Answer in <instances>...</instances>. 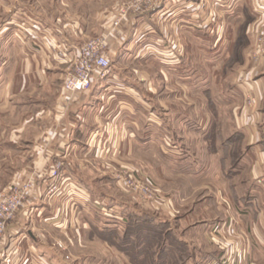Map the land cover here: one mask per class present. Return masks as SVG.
Instances as JSON below:
<instances>
[{
  "label": "crops",
  "instance_id": "0c3cea01",
  "mask_svg": "<svg viewBox=\"0 0 264 264\" xmlns=\"http://www.w3.org/2000/svg\"><path fill=\"white\" fill-rule=\"evenodd\" d=\"M162 1L163 5L149 12L147 35L160 31L165 37L163 83L166 98L158 99L153 89L150 94L154 97L155 108L163 106L170 131L183 133L191 109L188 77L191 55L196 51L199 54L211 52L221 45H228L227 51L232 53V17L254 20L256 28L263 32L264 0ZM80 2L0 0V199L13 185L27 181L32 184L24 206L6 228L0 243V264H57L51 248L56 232L76 239L83 230L87 233L86 244L114 249L108 239L94 237L96 230H108L90 224L85 216L91 215L93 201L104 198L96 197L93 189L98 181L95 177L100 175L102 179L101 176L109 173L105 150L130 148L135 139L139 140L137 110L141 98L131 90L135 79L130 76L135 74L138 62L125 63L122 59L130 57V53L137 58L152 45L147 42L142 45L138 29L132 31L136 23L134 17L128 16L119 26H113L116 15L113 8L99 9L106 14L91 17L78 11ZM95 33L106 38L104 52L111 61L106 81L99 83L95 77L90 88L83 92L72 95L60 92L57 85L73 71L68 72L67 58L75 55ZM205 37H211L214 45H205ZM60 51L64 56H58ZM118 55L121 60L112 61ZM244 84L245 101L248 97L253 101L251 105L246 104V108H254L253 98H256V87L260 83ZM51 90L53 95L46 101L45 93ZM204 93L208 106L215 111L210 91ZM152 116L158 121L163 115L156 111ZM173 122L177 123L175 127ZM215 129L221 132L219 126ZM212 148L213 152L217 151ZM86 161H93L94 165L86 164L85 168ZM56 162L61 163V172L66 173L58 193L62 195L47 201L41 180L34 172H46ZM92 175L97 181L90 183ZM228 185L231 188L232 176ZM171 191L175 192L173 187ZM216 193L220 195L219 191ZM168 197L165 206L170 215L176 208L186 205L187 197L180 192ZM249 201L251 203V199ZM219 204L213 206V211H221ZM202 206L200 211L212 212L211 208ZM211 218L215 219L216 215ZM189 219L184 214L179 219L182 224L164 225L165 238L173 234L193 248L194 253L187 257L192 264L209 262L228 250L238 259L237 253L243 249L248 261L264 260V256L250 253V247L264 246L261 233L264 224H251L252 232L245 237L240 224H189ZM124 243L122 241L118 247L121 253L118 259L128 264L140 261L144 252L141 245L135 242L129 250ZM172 246L164 241L163 250L169 252ZM216 248L221 249L220 253ZM149 249L147 261L152 263L157 256L156 246L151 247L149 243ZM68 255L71 262L72 257L77 260L76 256ZM92 259L103 263L102 254H92Z\"/></svg>",
  "mask_w": 264,
  "mask_h": 264
},
{
  "label": "rangeland",
  "instance_id": "374dc122",
  "mask_svg": "<svg viewBox=\"0 0 264 264\" xmlns=\"http://www.w3.org/2000/svg\"><path fill=\"white\" fill-rule=\"evenodd\" d=\"M81 2L77 4L78 11L91 17L103 13V11L99 12V9L105 7L113 8L114 13L122 7H130L125 18L134 17L136 23L132 31L135 32L138 29V40L141 44L147 42L152 46L147 47L148 49L141 52L137 58L130 53V57L122 59L125 63L132 64L134 60L138 62L135 74L130 76L135 79L131 90L141 98L137 110L139 140L135 139L130 148L105 150L109 173L106 177L101 176L102 179L99 178L100 175H96L95 178L98 181L92 178L93 175L88 180L90 183L97 181L93 189L94 195L104 198L103 201L100 198L93 201L91 215L85 218L97 228L108 230L103 232L96 230L94 237L108 239L110 244L114 245V249L102 246L91 247L86 244L87 233L83 230L76 239L56 232L51 242V248L57 257L55 262L57 264H128L121 262L117 257L121 254L118 247L122 245V241L123 243L126 241L127 243L124 244L129 250H132L130 245L135 242L141 245L144 252L140 260L144 259L146 263L140 262V264H192L187 257L194 253L193 248L184 245L173 234H168L165 238L166 227L163 224H182L179 219L186 214L190 218L189 224H240L245 237L252 232L251 224H264V113H262L264 31L256 28L254 20L245 21V19L232 17V53L227 51L228 45H221L215 47L214 51L210 50L211 52L202 54L196 51L191 55L188 68L190 115L185 119L184 132L175 133L176 131L172 132L166 126L163 106L157 105L155 108L152 104L154 97L150 94V90L153 89L158 99L166 98L163 83L165 37L160 31L157 34L154 32L152 36L147 35L149 12L163 5V1L151 0L149 7L145 6L138 12L131 11L135 0H81ZM94 35L86 41L101 37L97 33ZM204 39L205 45H214L211 37ZM57 54L64 56L62 51ZM120 55L112 61L121 60ZM77 57L78 51L67 58L70 65L68 72L74 70ZM72 73L73 71L60 84L58 83L57 88H60V92H63V84ZM108 74L109 71L104 77L94 75L93 79L96 77L101 83L106 81ZM256 81L260 84L256 87V98H253L255 107L246 108V104L251 105L253 101L249 97L245 101L244 83ZM205 90L210 91L215 111L208 106ZM52 95L53 90L46 92L45 100L47 101ZM193 106L194 111H192ZM156 111L163 115L158 121L152 116V113ZM176 124L173 122V127ZM216 125L221 132H216ZM212 147L217 151L213 152ZM84 164L85 168L86 164L94 165L93 161H86ZM61 167V163L56 162L47 168L46 172H34L36 178L41 180L40 186L47 201L54 200L56 195H59V198L62 195L58 193L66 173L61 172ZM53 172H55L54 175ZM128 175L133 176L136 182H151L154 186L153 199L143 198L144 196L136 190L125 188L123 182H120V177ZM231 176L232 186L229 188L228 181ZM22 185L28 186L29 193L32 186L30 181L10 188ZM172 187L175 192L171 191ZM216 191H219L220 195ZM178 192L187 197L186 205L182 209L176 208L173 215H170L165 206L166 199L169 200L168 195L178 194ZM218 203L221 206L219 213L213 211V206ZM202 205L204 208H211L214 213L208 212L207 209L200 211L203 208ZM18 212L7 223L8 225L15 220ZM34 215L36 216V213ZM215 215L216 218L212 219L211 217ZM129 224H140L144 230L141 233L132 232L129 230ZM258 231L260 233V230ZM261 233L264 238V229ZM25 234L30 238L27 231ZM164 241L173 245L169 250L170 253L168 250L167 252L163 250ZM149 243L151 247L155 245L157 251V256L152 263L146 261L149 259L147 253L151 250ZM101 247L106 251H103ZM250 249V253H256L258 257L264 256V246L256 245ZM216 251L220 253L221 249L216 248ZM68 253L76 256L77 260L72 257L71 262ZM95 253L102 254L103 263L92 259V254ZM237 254L241 256V259H236L233 264L264 263V260L250 262L245 259L244 249ZM225 258L231 259L232 251L222 252L209 262L198 264H210L214 260L223 262Z\"/></svg>",
  "mask_w": 264,
  "mask_h": 264
},
{
  "label": "built area",
  "instance_id": "2783aa9c",
  "mask_svg": "<svg viewBox=\"0 0 264 264\" xmlns=\"http://www.w3.org/2000/svg\"><path fill=\"white\" fill-rule=\"evenodd\" d=\"M151 0H135L131 11L138 12L143 7H149ZM130 7H122L115 15L113 26H118ZM106 38L96 37L86 41L78 50V57L75 60L73 73L65 80L63 92L69 95L83 92L90 88L93 76L104 77L110 68V59L105 54ZM52 174V173H51ZM55 172H53V175ZM124 187L136 190L143 198L153 199L151 182H136L131 175L120 177ZM28 193V186H14L0 199V243L5 234L7 223L16 215L22 207ZM240 256V255H239ZM238 256V257H239ZM224 259V258H222ZM223 262L213 261L210 264H233L235 258H225ZM241 259V256L239 257ZM243 259V258H242ZM241 260H238V262Z\"/></svg>",
  "mask_w": 264,
  "mask_h": 264
},
{
  "label": "trees",
  "instance_id": "16d2710c",
  "mask_svg": "<svg viewBox=\"0 0 264 264\" xmlns=\"http://www.w3.org/2000/svg\"><path fill=\"white\" fill-rule=\"evenodd\" d=\"M150 225H152V224H150ZM164 225V224H163ZM165 226V225H164ZM129 230H131L132 232H140L141 233V231L142 230H144V227L143 226H141L140 224H129ZM155 231H157V230H155ZM158 233V232H157ZM156 233V235H158ZM147 261V260H146ZM140 262L142 263V262H144V263H146L145 262V260L144 259H141L140 261H137V262H135L134 264H140Z\"/></svg>",
  "mask_w": 264,
  "mask_h": 264
}]
</instances>
